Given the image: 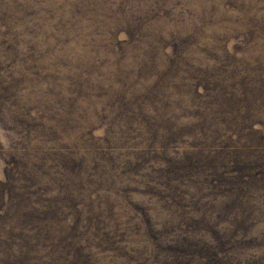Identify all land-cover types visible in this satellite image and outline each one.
I'll return each mask as SVG.
<instances>
[{
  "label": "rangeland",
  "instance_id": "rangeland-1",
  "mask_svg": "<svg viewBox=\"0 0 264 264\" xmlns=\"http://www.w3.org/2000/svg\"><path fill=\"white\" fill-rule=\"evenodd\" d=\"M0 264H264V0H0Z\"/></svg>",
  "mask_w": 264,
  "mask_h": 264
}]
</instances>
